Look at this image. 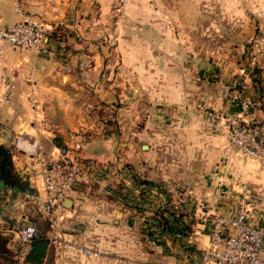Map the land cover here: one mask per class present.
Returning a JSON list of instances; mask_svg holds the SVG:
<instances>
[{
	"label": "crops",
	"instance_id": "1",
	"mask_svg": "<svg viewBox=\"0 0 264 264\" xmlns=\"http://www.w3.org/2000/svg\"><path fill=\"white\" fill-rule=\"evenodd\" d=\"M116 5L117 0H0L1 27L21 21L27 14L47 30L40 52L0 41V144L10 150L18 177L33 191L38 171L35 154L42 153L51 163L58 158L60 143L83 166V175L67 199L73 195L71 205L66 207L74 205L73 212L78 204L92 199L90 186L104 180L106 168L123 180L122 187L144 188L137 184L132 176L134 169H128L125 161L131 162L135 172L146 180L174 194L180 189L179 194L198 201L206 215H233L243 199L251 222L264 230V165L256 159L242 160L230 140L229 144L219 145L218 154L223 156L216 163L207 159L208 149L198 148L202 152L198 163L201 170L187 173L181 182L155 170L166 168V161H150V155H137L134 163L136 143L126 144L128 136L120 139L121 135L109 130L107 121L95 112L97 103L127 100L132 80L127 71L137 72L150 56L158 67L160 87L161 64L166 69L174 62L171 57L190 55L194 49L186 43L189 40L215 38L221 41V48L230 46L234 53L243 55L246 42L264 32V0H128L122 16L116 12ZM146 40L153 41V46L147 47ZM208 52L200 50V54ZM114 60L117 63L111 67ZM233 66L227 67L234 73V81L224 82L228 86L220 82L212 101L227 117L248 124L263 122L264 43L259 62L255 66L248 63L249 72L244 70L245 65ZM205 94L209 100V92ZM243 94L253 104L241 113L239 99ZM157 95L161 98L160 90ZM115 120L122 124L121 113ZM204 126V136L227 140L221 128ZM188 164L193 165L191 161ZM174 165L170 161L168 168ZM139 190L133 193L135 199L140 197ZM152 191L158 193L153 197L160 200V191ZM27 204L33 208L26 193L0 189V232L8 236L12 257L17 246L15 231L30 221ZM208 233L190 255L193 264L198 263Z\"/></svg>",
	"mask_w": 264,
	"mask_h": 264
},
{
	"label": "rangeland",
	"instance_id": "2",
	"mask_svg": "<svg viewBox=\"0 0 264 264\" xmlns=\"http://www.w3.org/2000/svg\"><path fill=\"white\" fill-rule=\"evenodd\" d=\"M125 5L121 10L116 5V12L121 16ZM145 42L147 47L153 46V41ZM220 42L215 38L186 42L194 50L190 55L171 57L174 62L166 69L161 64L160 87L156 73L158 67L150 56L137 72L127 71L132 80H129L125 102L97 103L95 112L99 119L107 121L109 130L118 132L120 139L128 136L123 139L126 144L136 143L134 163L137 155H150V161L161 159L166 161V168L155 170L183 182L187 173L201 170L198 166L200 149L209 150L207 159L212 160L211 163L222 158L218 151L220 144H229L225 125V118L229 115L218 108L211 96L220 82L228 86L224 82L234 81V73L227 66L232 67L234 63L233 67H238L241 64L245 65L246 72L250 71L247 65L251 42H246L243 55L234 53L230 46L229 49L221 48ZM201 49H208V54H200ZM116 63L112 61L111 67ZM108 71L111 74L112 70ZM158 90L161 98L156 96ZM205 92H209V100L205 99ZM118 113L123 118L121 125L115 120ZM204 125L221 128L227 140L216 141L209 135L204 136ZM154 148L160 149L152 153ZM238 152L242 160L253 159ZM170 161L175 165L168 168ZM190 161L192 166L188 164ZM124 163L129 165L128 169H134L132 176L141 185V181L146 179L135 172L131 162ZM105 172L104 180L90 186L92 199L78 204L75 212L71 211L74 205L66 208L55 239L50 238L53 231L49 222L27 204L31 209L29 223L34 224L38 235H45L50 244L44 264H193L190 255L196 243L201 244L204 234H207L213 216L203 214L202 206L196 203L198 201L185 199L186 196L179 194L180 189L174 194L163 186L144 185L141 190L135 186L133 189L125 188L121 185L123 180L116 177L113 169L106 168ZM146 188L149 190L143 191ZM138 190L139 200L134 196ZM152 190L155 193L160 191V200L153 197L158 193L153 194ZM202 203L205 205L204 200ZM165 211L172 213L173 217L167 223L169 231L162 232L152 219ZM12 259L14 264H21L18 259ZM23 264H26L25 260Z\"/></svg>",
	"mask_w": 264,
	"mask_h": 264
},
{
	"label": "built area",
	"instance_id": "3",
	"mask_svg": "<svg viewBox=\"0 0 264 264\" xmlns=\"http://www.w3.org/2000/svg\"><path fill=\"white\" fill-rule=\"evenodd\" d=\"M128 0H117L121 10ZM20 11V7H17ZM46 28L36 19L24 14L21 21L9 26H0V39L15 47L40 52L44 46ZM264 32L251 41L248 63L255 66L261 57ZM3 81L5 75L1 76ZM253 104L250 98L240 100V112H246ZM230 141L244 155L264 165V121L248 124L240 119L225 118ZM38 171L35 189L27 194L33 208L49 222L51 239L58 235L59 225L66 210L65 201L77 181L83 175L82 163L69 156V149L60 146L58 158L49 162L46 156L35 154ZM199 216V215H198ZM202 219V218H201ZM204 220V219H203ZM17 246L13 258L21 264L27 250L37 236L34 224L26 223L15 231ZM264 230L251 222V213L243 199H240L233 215H214L210 219L208 240L199 254L197 264H264L262 245Z\"/></svg>",
	"mask_w": 264,
	"mask_h": 264
},
{
	"label": "trees",
	"instance_id": "4",
	"mask_svg": "<svg viewBox=\"0 0 264 264\" xmlns=\"http://www.w3.org/2000/svg\"><path fill=\"white\" fill-rule=\"evenodd\" d=\"M59 146H61L60 143ZM0 179H4L5 182L11 186H17L22 190L28 189L30 190V193L32 192L31 189H29L27 185L18 177L17 173L15 172L11 152L7 147L2 144H0ZM141 184L146 186H153L156 188L159 187V185H157L155 182L147 180L141 181ZM172 217V213H167V211H165L164 214L158 215L157 217H154L152 219L154 221L153 224H155V226L159 228L162 232L169 231L168 228L170 227V225H167V223L170 222V218ZM7 243L8 236L3 235L0 232V264L15 263L12 259V253L7 247ZM49 251L50 244L48 240L46 239L45 235H38L37 230V236L30 244L25 256L26 264H44Z\"/></svg>",
	"mask_w": 264,
	"mask_h": 264
},
{
	"label": "water",
	"instance_id": "5",
	"mask_svg": "<svg viewBox=\"0 0 264 264\" xmlns=\"http://www.w3.org/2000/svg\"><path fill=\"white\" fill-rule=\"evenodd\" d=\"M0 189H9L14 192H23L26 194H30V191L28 189L22 190L17 186H11L7 184L4 179H0ZM65 203V207H69L71 205V200H66Z\"/></svg>",
	"mask_w": 264,
	"mask_h": 264
}]
</instances>
